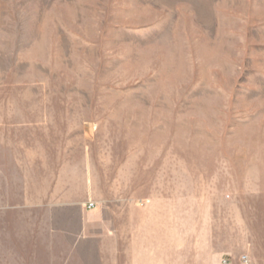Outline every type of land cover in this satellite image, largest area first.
Returning <instances> with one entry per match:
<instances>
[{
	"label": "rangeland",
	"instance_id": "374dc122",
	"mask_svg": "<svg viewBox=\"0 0 264 264\" xmlns=\"http://www.w3.org/2000/svg\"><path fill=\"white\" fill-rule=\"evenodd\" d=\"M18 106L56 109L108 218L160 221L181 264H264V0H0Z\"/></svg>",
	"mask_w": 264,
	"mask_h": 264
},
{
	"label": "crops",
	"instance_id": "0c3cea01",
	"mask_svg": "<svg viewBox=\"0 0 264 264\" xmlns=\"http://www.w3.org/2000/svg\"><path fill=\"white\" fill-rule=\"evenodd\" d=\"M49 111L0 107V264H181V235L156 234L160 221L88 207L91 178H75V141Z\"/></svg>",
	"mask_w": 264,
	"mask_h": 264
},
{
	"label": "built area",
	"instance_id": "2783aa9c",
	"mask_svg": "<svg viewBox=\"0 0 264 264\" xmlns=\"http://www.w3.org/2000/svg\"><path fill=\"white\" fill-rule=\"evenodd\" d=\"M88 203V207L92 208L94 206V204L92 202H87ZM243 261H246L245 257L243 258Z\"/></svg>",
	"mask_w": 264,
	"mask_h": 264
}]
</instances>
